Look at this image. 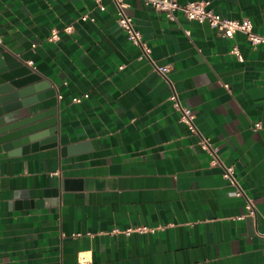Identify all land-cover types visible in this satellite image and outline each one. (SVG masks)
<instances>
[{
    "label": "crops",
    "instance_id": "0c3cea01",
    "mask_svg": "<svg viewBox=\"0 0 264 264\" xmlns=\"http://www.w3.org/2000/svg\"><path fill=\"white\" fill-rule=\"evenodd\" d=\"M125 1L255 214L179 121L169 81L140 56L112 0L104 9L94 0H0V51L53 91L6 121L54 107L40 124L56 126L54 145L4 146L11 139L0 135V264H264V44ZM208 1L264 32V0ZM140 226L153 229L124 232Z\"/></svg>",
    "mask_w": 264,
    "mask_h": 264
},
{
    "label": "built area",
    "instance_id": "2783aa9c",
    "mask_svg": "<svg viewBox=\"0 0 264 264\" xmlns=\"http://www.w3.org/2000/svg\"><path fill=\"white\" fill-rule=\"evenodd\" d=\"M96 5L100 9H104L105 6L102 3V0H94ZM116 8V21L117 23L126 31L129 40L140 49V56L147 58L154 70H156L162 77L169 81L167 77V72L169 66L167 64H159L155 62L150 56V47L146 41L142 38L140 31L136 28L132 16L126 11L128 6L125 0H112ZM143 3L147 6L162 11L166 18L169 20L175 19V14L177 11H180L181 14L191 20H196L198 22H207L209 26L219 30L224 36L232 37L236 32H243L246 34L247 41L251 45L264 44V32H255L252 29V23L248 18L236 19L222 16L220 13L215 12L209 7L208 0H190L186 3H179L177 0H142ZM85 20L88 18L86 14L80 17ZM91 20L93 18H90ZM70 26H66L65 29H68ZM188 33V30L186 31ZM58 38V31L52 30L50 33L49 39L55 40ZM237 55L239 59H242L240 51L236 44H234L230 50ZM169 86L171 92L169 99L172 102L173 107L179 112V121L184 123L190 133L197 135V144L199 147L205 151L210 156V162L212 164H219L222 166L223 172L222 176L229 180L234 186L235 190L233 193L237 196H242L245 199V207L247 213L250 215L255 214L254 203L239 186L234 175V169L232 165L225 164L218 154V148L214 146L209 139L201 134L197 128L194 121V113L192 109L188 106H185L181 103L178 93L174 88L173 84L169 81ZM227 86V84H225ZM86 96V94H84ZM80 96L73 98L74 101H79ZM254 127H260V122L254 123ZM148 226H140L137 228H126L124 232L129 233L133 230L144 231L152 230Z\"/></svg>",
    "mask_w": 264,
    "mask_h": 264
},
{
    "label": "water",
    "instance_id": "95a60500",
    "mask_svg": "<svg viewBox=\"0 0 264 264\" xmlns=\"http://www.w3.org/2000/svg\"><path fill=\"white\" fill-rule=\"evenodd\" d=\"M0 63V135L11 139L4 146L26 145L32 141L54 145L56 126L40 124L44 117L54 114V107L19 120L6 121V115L13 110L41 99L45 94L50 95L53 91L46 89L49 82L44 77L30 74V69L8 50L0 51ZM42 90L44 92H40Z\"/></svg>",
    "mask_w": 264,
    "mask_h": 264
}]
</instances>
